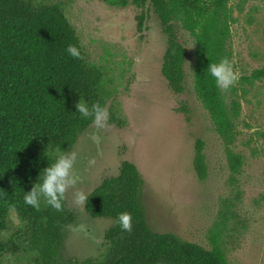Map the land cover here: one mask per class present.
Returning a JSON list of instances; mask_svg holds the SVG:
<instances>
[{
    "label": "rangeland",
    "instance_id": "1",
    "mask_svg": "<svg viewBox=\"0 0 264 264\" xmlns=\"http://www.w3.org/2000/svg\"><path fill=\"white\" fill-rule=\"evenodd\" d=\"M39 1L62 9L86 61L103 70L112 92L105 107L108 126L97 130L91 125L71 149L77 153L80 182L65 193L64 204L74 221L64 232L62 261L98 258L104 232L113 224L111 219L90 218L84 207L72 202V192L79 189L88 195L103 179L116 175L121 163L129 162L143 180L142 203L151 231L171 232L206 249L218 235L227 264H264V79L247 80L264 68V0H248L241 12L233 6L231 12L230 62L238 80L222 95L226 104H239L229 146L240 157L236 173L193 91L194 42L189 35L180 32L186 49L185 91L175 96L160 72L165 37L151 10L110 6L103 0ZM140 13L145 14L141 33L135 19ZM197 139L205 145L203 181L192 166ZM18 227L21 223L11 212L5 238ZM21 247L5 255L2 264H32L27 243Z\"/></svg>",
    "mask_w": 264,
    "mask_h": 264
},
{
    "label": "trees",
    "instance_id": "2",
    "mask_svg": "<svg viewBox=\"0 0 264 264\" xmlns=\"http://www.w3.org/2000/svg\"><path fill=\"white\" fill-rule=\"evenodd\" d=\"M103 1L153 12L165 37L160 72L175 96L185 91L186 49L180 32L193 40V91L226 147L230 170L238 172L240 157L229 146L235 137L239 104L234 100L226 104L207 65L221 58L230 60L232 6L241 12L248 0ZM135 19L141 33L145 14ZM69 44L78 48L79 59L65 52ZM261 79L264 68L253 71L247 80ZM79 98L89 106L98 102L106 107L112 92L103 70L86 61L62 9L39 0H0V264L5 255L21 250L24 241L32 264H227L218 235L211 237V248L206 249L171 232L149 229L142 203L143 180L129 162L121 163L116 175L103 179L88 194L86 214L113 221L104 232L100 256L82 263L62 261L64 232L73 223V214L64 201L59 212L43 200L35 210L24 204L23 195L51 162L48 145L69 152L92 125L90 118L74 113ZM204 147L202 140L195 141L192 166L200 181L207 175ZM11 212L21 227L6 239ZM122 212L132 216L131 232L116 224Z\"/></svg>",
    "mask_w": 264,
    "mask_h": 264
},
{
    "label": "clouds",
    "instance_id": "3",
    "mask_svg": "<svg viewBox=\"0 0 264 264\" xmlns=\"http://www.w3.org/2000/svg\"><path fill=\"white\" fill-rule=\"evenodd\" d=\"M65 52L76 59L80 58L77 47L69 44ZM208 74L214 79L215 85L221 91H228L238 80V74L232 63L227 58H221L218 62L207 65ZM75 112L83 119H91L95 129L100 130L108 126L109 112L100 103L94 102L90 106L81 98L74 104ZM94 142H99V137H90ZM48 158L50 163L38 174V180L32 183L29 191L24 192L23 202L35 210L41 208V200L57 212L62 210V202L69 188H75L80 182V177L75 171L77 153L75 151H63L60 146L48 145ZM93 163V161H89ZM88 195L83 190L72 192V202L85 207ZM116 224L124 232L132 231V216L128 212L119 213Z\"/></svg>",
    "mask_w": 264,
    "mask_h": 264
}]
</instances>
